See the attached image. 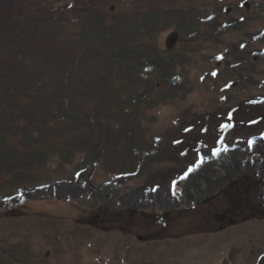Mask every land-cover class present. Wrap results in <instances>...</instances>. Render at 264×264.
I'll list each match as a JSON object with an SVG mask.
<instances>
[{
    "label": "rangeland",
    "instance_id": "obj_1",
    "mask_svg": "<svg viewBox=\"0 0 264 264\" xmlns=\"http://www.w3.org/2000/svg\"><path fill=\"white\" fill-rule=\"evenodd\" d=\"M257 142L264 0H0V264H264Z\"/></svg>",
    "mask_w": 264,
    "mask_h": 264
},
{
    "label": "trees",
    "instance_id": "obj_2",
    "mask_svg": "<svg viewBox=\"0 0 264 264\" xmlns=\"http://www.w3.org/2000/svg\"><path fill=\"white\" fill-rule=\"evenodd\" d=\"M229 144H235V143H229ZM231 147V146H230ZM233 149V147H231ZM255 153L254 155L256 158L261 159V166L258 167L256 170L257 172L253 173L256 178L257 183H262L264 181V142H257L255 146ZM225 150L222 146L218 147L214 152L217 154V160L216 162V156L213 155L211 156L212 159H214V162H216V165H221L225 157L230 155L232 159L228 160L224 164L230 163L232 166H235L234 168L242 167L244 164L243 157H238L241 154L236 152L234 155L232 151L230 150ZM228 154V155H227ZM240 158V159H239ZM223 164V165H224ZM208 167V166H207ZM209 168V167H208ZM213 168L208 169L207 172H212ZM223 170V169H222ZM221 170V171H222ZM93 172H95V165H91V167H85L80 170V172L76 175V177L72 179H63L60 181H57L55 183H50L49 185H40L35 187L34 189L23 191L20 197L14 198L13 201H20L22 196H27L28 198H45V197H52V196H57L62 199H70V198H87L92 196V193L94 191V180H93ZM217 172V171H216ZM220 172V171H219ZM224 172V171H222ZM130 177L128 175H119L115 177L111 182L116 184L117 186H123L126 184V182L129 180ZM258 178V179H257ZM159 184L157 185L158 188ZM108 187V185L106 186ZM137 189H143L145 187H135ZM159 189V188H158ZM112 187H108V191L105 192L104 198H109L110 197H115L119 196L116 191H112ZM113 193V194H112ZM154 195V194H152ZM17 199V200H15ZM108 199V200H109ZM113 199V198H112ZM12 199H9V201ZM110 201V200H109ZM9 203L7 200H0V207L7 206ZM169 217V211L164 212L161 214V219L162 220H167Z\"/></svg>",
    "mask_w": 264,
    "mask_h": 264
}]
</instances>
